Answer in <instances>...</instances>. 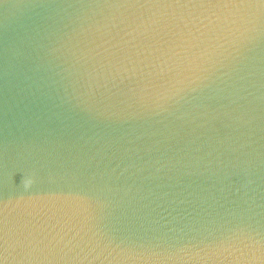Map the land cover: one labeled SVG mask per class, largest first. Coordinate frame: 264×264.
Segmentation results:
<instances>
[{"label":"clouds","instance_id":"9594fccd","mask_svg":"<svg viewBox=\"0 0 264 264\" xmlns=\"http://www.w3.org/2000/svg\"><path fill=\"white\" fill-rule=\"evenodd\" d=\"M33 183H34V181L31 178H29L28 180L23 181V186L25 187V189H27V188L31 187V185Z\"/></svg>","mask_w":264,"mask_h":264}]
</instances>
